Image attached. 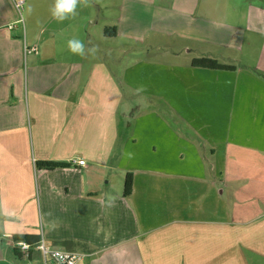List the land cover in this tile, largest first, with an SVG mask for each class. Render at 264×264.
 I'll use <instances>...</instances> for the list:
<instances>
[{"label":"crops","instance_id":"0c3cea01","mask_svg":"<svg viewBox=\"0 0 264 264\" xmlns=\"http://www.w3.org/2000/svg\"><path fill=\"white\" fill-rule=\"evenodd\" d=\"M260 1L80 0L60 21L55 0H0V264H42L33 247L27 256L14 248L17 235L85 254L78 264L264 263ZM22 3L30 26L23 40L15 33ZM118 40L126 51L145 44L176 60L124 80L133 91L155 78L157 91L171 94V162H184L181 170L140 166L145 152L118 145L122 85L108 65L118 61ZM196 58L232 70L192 67ZM210 103L221 108L217 126Z\"/></svg>","mask_w":264,"mask_h":264},{"label":"rangeland","instance_id":"374dc122","mask_svg":"<svg viewBox=\"0 0 264 264\" xmlns=\"http://www.w3.org/2000/svg\"><path fill=\"white\" fill-rule=\"evenodd\" d=\"M234 1L242 3L247 0ZM248 1L255 2V0ZM260 2L264 3V0ZM27 10V5L22 3L21 15L23 24L21 23L18 25V30L15 29V33L18 34L21 40L28 38V31L30 30ZM14 14L15 19H19L17 10L14 11ZM142 46L133 44L132 51H126L118 40L115 46V54L118 56V61L115 63L108 61L111 73L122 85V100L117 117L118 145L123 144V153L125 149L126 151L130 150V153L134 155L145 152V160H143V158L138 159V161H142L140 166L166 167L175 171H177V169L181 170L187 166L184 162L179 165H174L171 162L173 158H176V145L178 144L173 134L176 132V129L172 124L173 109L170 102L171 94L157 91L156 87L158 84L155 78H148L151 80L143 81L142 83L138 82L139 86H136L133 91H127L128 86H126L124 80V77L138 79L137 76L140 71H147V73L159 71L162 68L160 65H173L176 60L171 57L164 58L158 48H153L152 46L146 47L145 44L143 47ZM163 68L166 69V66ZM145 79L147 78L145 77ZM213 98L215 97L213 96ZM207 106L206 113L208 119H212L213 126L219 125L221 121V108L219 105L211 106V103ZM130 107L133 110H131V112ZM171 110L172 113L170 112ZM129 112L130 115L128 116ZM162 119L167 122H164ZM158 120H161V122ZM133 137L136 138L135 145L130 144ZM152 146L155 147L154 152H151ZM180 149H183V145ZM116 159L118 160L119 158L115 157L114 161ZM121 160L123 161V158L120 157L118 161ZM126 162L124 161L123 163L125 164ZM251 261L253 264H264L258 261L256 262L255 260Z\"/></svg>","mask_w":264,"mask_h":264},{"label":"built area","instance_id":"2783aa9c","mask_svg":"<svg viewBox=\"0 0 264 264\" xmlns=\"http://www.w3.org/2000/svg\"><path fill=\"white\" fill-rule=\"evenodd\" d=\"M20 4V3H19ZM19 4H16V7H19ZM34 52L35 49L32 48L28 52ZM71 163L74 165L83 166V160H71ZM14 248H16L21 254L26 255L28 251L32 248L24 241H14ZM41 255L42 264H78L85 258V254L79 252H67L57 250L50 247L46 242L40 237L37 244L33 246Z\"/></svg>","mask_w":264,"mask_h":264},{"label":"trees","instance_id":"16d2710c","mask_svg":"<svg viewBox=\"0 0 264 264\" xmlns=\"http://www.w3.org/2000/svg\"><path fill=\"white\" fill-rule=\"evenodd\" d=\"M104 35H114V28H106L103 30ZM191 66L201 69L209 70H232L231 66L218 63L216 60L210 58H196L191 60ZM38 165L44 167L47 170L54 169L56 167L67 166L65 163H56V162H39ZM131 175L126 174L123 182V195L127 196L131 192ZM13 240L15 241H24L30 247H33L37 244L39 237L34 235H17L14 236Z\"/></svg>","mask_w":264,"mask_h":264},{"label":"clouds","instance_id":"9594fccd","mask_svg":"<svg viewBox=\"0 0 264 264\" xmlns=\"http://www.w3.org/2000/svg\"><path fill=\"white\" fill-rule=\"evenodd\" d=\"M80 0H55V6L52 9V15L57 20H64L68 14L75 15V9ZM87 4L88 0H83ZM68 47L71 52L83 55L84 45L79 40H70Z\"/></svg>","mask_w":264,"mask_h":264}]
</instances>
